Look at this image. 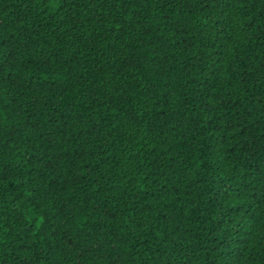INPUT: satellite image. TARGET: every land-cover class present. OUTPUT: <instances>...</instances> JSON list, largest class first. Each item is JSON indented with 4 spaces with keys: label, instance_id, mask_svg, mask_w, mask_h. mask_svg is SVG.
Returning a JSON list of instances; mask_svg holds the SVG:
<instances>
[{
    "label": "trees",
    "instance_id": "obj_1",
    "mask_svg": "<svg viewBox=\"0 0 264 264\" xmlns=\"http://www.w3.org/2000/svg\"><path fill=\"white\" fill-rule=\"evenodd\" d=\"M0 264H264V0H0Z\"/></svg>",
    "mask_w": 264,
    "mask_h": 264
}]
</instances>
